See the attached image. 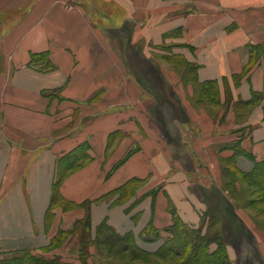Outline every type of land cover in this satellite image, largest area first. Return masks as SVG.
Returning <instances> with one entry per match:
<instances>
[{
	"label": "crops",
	"instance_id": "crops-1",
	"mask_svg": "<svg viewBox=\"0 0 264 264\" xmlns=\"http://www.w3.org/2000/svg\"><path fill=\"white\" fill-rule=\"evenodd\" d=\"M98 1L121 5L138 35L154 20L156 44L176 31L200 81L231 79L251 63L234 89L236 99L252 102L242 146L264 159V0ZM72 2L0 0V258L29 250L85 264L67 247L69 238L57 250L44 249L87 214L93 229L106 224L147 254L165 242L174 213L190 227L200 224L202 205L175 175L169 131L146 110V93L116 61L104 32ZM190 4L201 6L178 12ZM248 45L261 53L257 48L252 58ZM123 46L128 53L134 45ZM44 53L52 64L47 70L38 68ZM97 95L100 101L81 107ZM84 144L89 159L59 185L61 199L75 206L55 207L60 159ZM237 164L251 170L255 161L241 156ZM132 179L143 182L120 197ZM150 226L157 237L145 233Z\"/></svg>",
	"mask_w": 264,
	"mask_h": 264
},
{
	"label": "rangeland",
	"instance_id": "rangeland-1",
	"mask_svg": "<svg viewBox=\"0 0 264 264\" xmlns=\"http://www.w3.org/2000/svg\"><path fill=\"white\" fill-rule=\"evenodd\" d=\"M72 1L81 5L104 32L110 49L114 47L110 52L116 61L126 64L128 76L146 85V89L142 87L146 93L142 100L153 119H162V128L169 131L166 136L172 146L175 175L184 179L179 182L185 184L188 198L202 205L200 224L193 236L202 231L205 238L201 248L178 244L172 251L147 254L123 248L111 230L93 229L92 225L85 229L84 217L68 230H60L44 251L61 248L69 238L67 247L82 253L85 264H203L201 252L216 250L224 254L222 264H264V176L260 171L249 174L244 164L237 168L234 157L227 155L234 153L236 144L243 147L242 140L249 134L244 121L252 104L236 99L234 89L243 76L200 81L196 63L188 61L181 52L185 51L186 42L175 36L176 31L156 44L154 20L146 21V34L138 35L139 28L134 27L135 22L128 19L121 5H106L98 0ZM200 6L185 5L178 12H192ZM125 44L134 45L128 53L121 50ZM98 101L99 95L81 103V107ZM76 150L79 151L74 154ZM76 150L63 157V164L78 159L84 149ZM54 206L67 209L75 205L60 198ZM168 236L169 233L165 237ZM194 250L198 256H192ZM91 252L96 254L92 258L88 256Z\"/></svg>",
	"mask_w": 264,
	"mask_h": 264
},
{
	"label": "trees",
	"instance_id": "trees-1",
	"mask_svg": "<svg viewBox=\"0 0 264 264\" xmlns=\"http://www.w3.org/2000/svg\"><path fill=\"white\" fill-rule=\"evenodd\" d=\"M248 48L250 49V53L252 58L254 57V50L260 49V51L258 53H261L262 47H256V46H251L248 45ZM44 55H46V53H44ZM36 63V62H35ZM197 65V64H196ZM38 66V65H36ZM39 69H50L52 68V64L49 62L48 56L46 55L45 57V62L44 63H40V65L38 66ZM252 68V64H248V66L244 69V72L242 74H240V77L243 76L245 73L249 72ZM196 72H197V66H196ZM139 81V79H138ZM216 80H210V81H206V82H215ZM142 82V81H141ZM144 82H142V84L140 83V85L146 89V85L143 84ZM160 99V98H159ZM158 99V100H159ZM162 100V99H160ZM161 102V101H159ZM252 103L251 101L248 102V104ZM156 114V112H155ZM158 115V114H156ZM83 150V155L80 154L78 155V159H74V161H71L68 164H63V162L65 161L63 158L60 159V171L58 174V177L55 181L54 184V194H53V198H52V204H54L56 199H60V195H59V185L63 179V177L71 172H73L76 168H78L79 166H81L82 164H84L88 159H89V154H88V148H87V144H84V146H82ZM79 151V150H78ZM77 150L75 151L74 154H76L78 152ZM233 154L229 157L230 159L232 157H234V164L236 165L237 168H239V165L237 164V160L239 157L244 156L252 161H255V165L254 167L249 170V174H255L257 172H262L263 176H264V159L261 161H256L254 155L252 152L245 150L243 147H241V145L236 144L234 146L233 149ZM142 180L139 179H132L130 182L126 183L125 185L121 186L119 189V193H120V197L123 196V192H120L122 189H127L128 190V194L129 193H133L134 190H136L140 184L142 183ZM131 186V187H130ZM175 216V220H174V224L168 228V232H169V236L166 238L165 242L163 243V245L157 250L156 253H160L163 250H169L172 251L174 250L175 246H178V244H182V245H190L192 244L195 245L197 248L200 247L203 244L202 240L203 238H205V232H200L199 234L193 236V234H195V228L190 227L189 225H187L176 213H174ZM80 221V220H79ZM79 221H77V223H80ZM84 223H85V229L90 228L91 227V217L89 214H87L84 218ZM100 227L105 228L107 230H111V232L114 233V237H115V241H117V243L122 244L123 248H129V249H138L139 252H144L142 249H139L138 247H136L134 244H132L131 242V236L129 235H119L116 234V232L110 228L108 225L106 224H102V226L100 225ZM159 231H155L151 226L148 227L145 230L146 234H153L155 235V237H157ZM53 241V240H52ZM198 243V245L196 244ZM201 243V244H200ZM208 244V243H207ZM204 245V244H203ZM202 245V246H203ZM121 247V248H122ZM196 250H194L195 252ZM217 251V250H216ZM212 252V253H208L207 251H203L201 252V256H202V261L203 264L206 263V261L208 262V264H222V257L224 258V254L221 253H217V252ZM82 255V253H81ZM192 256H198V254L195 252L192 254ZM207 259V260H206ZM218 259H220V262H218ZM0 264H67L65 262H63L60 258L58 259V257H53V258H48L42 255H38V254H34L32 252H30L29 250H20V251H16L14 253L5 255L4 257L0 258Z\"/></svg>",
	"mask_w": 264,
	"mask_h": 264
}]
</instances>
